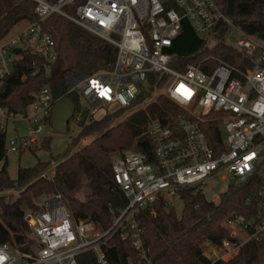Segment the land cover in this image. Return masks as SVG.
Listing matches in <instances>:
<instances>
[{
  "label": "built area",
  "instance_id": "obj_1",
  "mask_svg": "<svg viewBox=\"0 0 264 264\" xmlns=\"http://www.w3.org/2000/svg\"><path fill=\"white\" fill-rule=\"evenodd\" d=\"M27 1L34 4L36 19L0 42V78L18 59L16 48L44 59V71L50 72L57 53L41 22L56 14L116 49L109 69L65 79L66 95H78L80 106L87 110V121L94 120L99 110L106 111L111 104H116L118 110L140 104L137 100L148 90L151 74L156 76L153 90H159L181 112L175 121H148L150 156L135 150L112 156L113 181L126 205L107 229L87 220L75 221L61 196L51 195L42 201L39 213L25 215L40 242L38 250L25 253L0 244V264H77L76 257L86 251L96 254L98 264H109L103 248L114 234L143 256L140 212L157 198L173 206L183 189L203 193L206 181L221 173L232 181L227 187L246 186L247 192L242 211L229 213L222 222L228 238L217 247L208 246L206 256L212 263L227 262L245 244L264 240V41L240 30L224 14L223 0ZM183 19L209 49L216 43L232 47L242 57V64L230 65L212 58L216 65L206 72L192 64L183 70L173 68L176 56L169 49ZM232 34L236 37L230 42ZM51 88L45 84L34 95L29 106L31 114H22L27 133L9 140L11 151L31 149L44 126H50L47 118L56 101ZM0 111L4 119L13 121L16 116ZM211 112L220 123L218 138L204 127L211 124L203 116ZM80 118L81 113L74 111L73 121L77 123Z\"/></svg>",
  "mask_w": 264,
  "mask_h": 264
},
{
  "label": "trees",
  "instance_id": "obj_2",
  "mask_svg": "<svg viewBox=\"0 0 264 264\" xmlns=\"http://www.w3.org/2000/svg\"><path fill=\"white\" fill-rule=\"evenodd\" d=\"M222 10L240 30L264 41V0H223ZM35 19L32 2L0 0V39L20 21L32 22ZM41 23L52 39L57 59L50 64V72L46 73L44 59L27 49L20 52L12 63L11 71L0 78V109L8 115L26 113L34 95L45 84L53 86L65 83L69 75H90L106 70L114 62L116 49L113 45L66 18L52 14ZM216 44L209 49L205 41L194 33L189 22L183 19L169 49L176 56L171 65L183 70L192 64L206 72L216 65L212 58L230 65L242 64V57L234 48ZM205 59L211 62H203ZM155 80V75H148V90L140 94L138 103L150 99L151 85ZM67 97L75 104V111L81 113L80 121L76 123L80 129L76 138L63 154L51 156L49 161L37 160L33 166L19 167L15 179L8 175L6 131L0 121V194L16 191L12 200L0 195V244H9L25 253H35L40 247L25 215L39 213L42 201L51 195L61 196L75 221L87 220L107 229L113 217L126 205L125 197L113 181L112 154L135 150L150 156L152 145L146 134L148 121L155 118L175 121L181 112L174 102L158 95L141 110L128 113L118 110L99 120L87 121V110L80 106L78 95L72 92ZM121 114L127 116L119 120ZM203 117L211 124L204 126L206 130L218 138L220 123L216 114L211 112ZM47 121L50 125V115ZM91 135L93 138L89 142L71 152L81 139ZM49 139L44 136L39 148H46ZM37 149L36 145L29 151ZM24 152L26 150H19L20 154ZM51 162L54 167L51 174H47ZM246 192V186L230 185L221 193L218 202L213 203L200 191L183 189L179 194L182 201L179 215L173 206L157 198L138 215L144 228V255L141 256L126 240L114 234L103 248L104 257L109 264H264V240L245 244L227 262L212 263L205 254L208 246L217 247L228 238L222 222L229 213L242 211ZM76 260L77 264H98L92 251L80 253Z\"/></svg>",
  "mask_w": 264,
  "mask_h": 264
},
{
  "label": "rangeland",
  "instance_id": "obj_3",
  "mask_svg": "<svg viewBox=\"0 0 264 264\" xmlns=\"http://www.w3.org/2000/svg\"><path fill=\"white\" fill-rule=\"evenodd\" d=\"M28 22L29 21L27 20H22L19 23H17L14 27H12L8 31V33L5 35L4 38L0 39V42L18 33L21 29H23L28 25ZM235 37L236 35L232 34L230 36V42H233ZM158 95H161L160 91L156 89L153 90L150 99L146 100L143 103L136 104L133 108L128 109L125 112L128 113L130 111L143 109L146 103L148 104L150 101H153L154 99H156V96ZM117 111H118V106L116 104H111L109 107H107L106 111L99 110L94 115L93 118L94 120H99L104 116H106V114H112ZM30 114H31V107H28L27 115ZM126 116L127 114H121L118 117V119L122 120ZM0 121L5 126V131H6L7 171L10 179L16 178L17 170L19 167L33 166L34 164H36L37 160L49 161L51 156L63 154L68 148V146L71 144L72 140L76 138L78 132L80 131L78 125L73 120L69 121L68 131L66 133H57L52 131L50 126H44L43 132L39 134L37 138L36 145L38 146V149L35 152H30L29 150H26V152L20 154L18 150L11 151L9 149L8 142L11 138L22 136L27 133V125L26 122L23 121L22 115H16L13 121L11 119H4L0 115ZM44 136L50 138L48 142V146L46 148H39L40 147L39 144ZM92 138H93L92 135L84 137L78 142V144L75 147H73L71 152L78 150L83 144L89 142ZM117 152H114L112 156L116 157ZM53 167L54 164L53 162H51L47 169V174H51ZM230 183H232V181L229 180V178L225 173H221L211 177V179L206 181L205 185L203 186V193L205 198L210 202L217 203L221 193H223L224 190H226L227 185H229ZM0 195L5 196L6 200H12L16 196V191L8 190ZM41 200L42 198L40 199L39 202H41ZM173 207L177 215H179L182 208V201L180 199H176L173 202ZM28 235L29 237H31L30 233H28Z\"/></svg>",
  "mask_w": 264,
  "mask_h": 264
},
{
  "label": "water",
  "instance_id": "obj_4",
  "mask_svg": "<svg viewBox=\"0 0 264 264\" xmlns=\"http://www.w3.org/2000/svg\"><path fill=\"white\" fill-rule=\"evenodd\" d=\"M117 39V36H115ZM14 53L19 54L20 49H14ZM51 94L56 100L50 111V127L57 133H66L68 123L72 120L75 104L66 95V84L64 82L54 84L51 88Z\"/></svg>",
  "mask_w": 264,
  "mask_h": 264
},
{
  "label": "bare ground",
  "instance_id": "obj_5",
  "mask_svg": "<svg viewBox=\"0 0 264 264\" xmlns=\"http://www.w3.org/2000/svg\"><path fill=\"white\" fill-rule=\"evenodd\" d=\"M31 223H32V221H31Z\"/></svg>",
  "mask_w": 264,
  "mask_h": 264
},
{
  "label": "snow or ice",
  "instance_id": "obj_6",
  "mask_svg": "<svg viewBox=\"0 0 264 264\" xmlns=\"http://www.w3.org/2000/svg\"><path fill=\"white\" fill-rule=\"evenodd\" d=\"M94 84H95V82H94Z\"/></svg>",
  "mask_w": 264,
  "mask_h": 264
},
{
  "label": "crops",
  "instance_id": "obj_7",
  "mask_svg": "<svg viewBox=\"0 0 264 264\" xmlns=\"http://www.w3.org/2000/svg\"><path fill=\"white\" fill-rule=\"evenodd\" d=\"M5 127V126H4Z\"/></svg>",
  "mask_w": 264,
  "mask_h": 264
}]
</instances>
